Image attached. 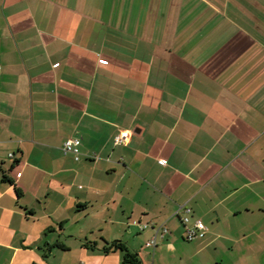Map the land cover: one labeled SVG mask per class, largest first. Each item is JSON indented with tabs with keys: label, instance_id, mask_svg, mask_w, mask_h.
Here are the masks:
<instances>
[{
	"label": "crops",
	"instance_id": "1",
	"mask_svg": "<svg viewBox=\"0 0 264 264\" xmlns=\"http://www.w3.org/2000/svg\"><path fill=\"white\" fill-rule=\"evenodd\" d=\"M0 168V264H264V0H0Z\"/></svg>",
	"mask_w": 264,
	"mask_h": 264
},
{
	"label": "built area",
	"instance_id": "2",
	"mask_svg": "<svg viewBox=\"0 0 264 264\" xmlns=\"http://www.w3.org/2000/svg\"><path fill=\"white\" fill-rule=\"evenodd\" d=\"M129 137H130V133L128 130H121L115 136V143L117 144L126 143L129 140ZM80 145H81L80 137H70L66 139V141L64 142L63 150L66 154H72L74 155L76 160H79L81 157ZM176 214L181 216V219L185 225L186 240L192 241L196 238L205 236L208 230L207 225L200 218L192 219L190 208L180 206L177 209ZM147 226H149V224H144L141 227L145 228ZM151 226L155 228V235L150 240L147 241L146 245L148 247H156L158 245V237L159 236L164 237L169 232V229L167 226L163 224L156 226L154 223H151Z\"/></svg>",
	"mask_w": 264,
	"mask_h": 264
},
{
	"label": "trees",
	"instance_id": "3",
	"mask_svg": "<svg viewBox=\"0 0 264 264\" xmlns=\"http://www.w3.org/2000/svg\"><path fill=\"white\" fill-rule=\"evenodd\" d=\"M0 172H2V180L12 183L15 186V191L18 194V196L22 195L21 189L17 186L15 181L7 175L6 172L3 171V169L0 168ZM56 245H59L56 243ZM85 245H89L92 248L96 247L95 242L92 241H86ZM52 245L47 246V251H50L52 248ZM103 251L108 253L115 250H120L123 253V261L122 264H143V261L138 253L133 252L130 247L127 245V243L121 239H115L110 242L106 241L104 246L102 247Z\"/></svg>",
	"mask_w": 264,
	"mask_h": 264
},
{
	"label": "rangeland",
	"instance_id": "4",
	"mask_svg": "<svg viewBox=\"0 0 264 264\" xmlns=\"http://www.w3.org/2000/svg\"><path fill=\"white\" fill-rule=\"evenodd\" d=\"M49 258L51 259L52 264H60V259H62L61 256H49Z\"/></svg>",
	"mask_w": 264,
	"mask_h": 264
}]
</instances>
